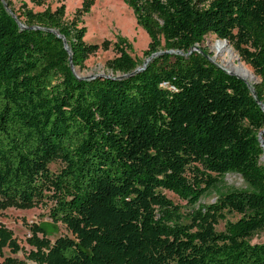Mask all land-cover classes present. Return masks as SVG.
<instances>
[{
  "label": "trees",
  "instance_id": "16d2710c",
  "mask_svg": "<svg viewBox=\"0 0 264 264\" xmlns=\"http://www.w3.org/2000/svg\"><path fill=\"white\" fill-rule=\"evenodd\" d=\"M125 2L149 39L142 60L117 37L111 76L79 80L70 65L84 69L99 48L86 28L59 8L0 0V209L52 200L48 218L71 236L31 225V264H264V243H250L264 230V0ZM206 36L257 82L212 63ZM227 174L246 187H227ZM162 191L190 206L189 222ZM4 249L21 250L0 226V264H26Z\"/></svg>",
  "mask_w": 264,
  "mask_h": 264
},
{
  "label": "rangeland",
  "instance_id": "374dc122",
  "mask_svg": "<svg viewBox=\"0 0 264 264\" xmlns=\"http://www.w3.org/2000/svg\"><path fill=\"white\" fill-rule=\"evenodd\" d=\"M16 9H30L32 12H43L45 10L54 11L57 8L62 10V20L66 23H75L78 27H85L86 34L84 41L87 44L99 45L98 50L91 54L85 61L84 69H74L78 77L111 76L108 68L109 61L116 56L113 44L116 42L117 37L126 39L132 45V52L130 53L133 58L142 60L143 52L147 49L149 39L147 34L137 25L133 13L125 0H93V4L88 9V12H82L83 3L85 0H11ZM22 4L23 7H22ZM27 7V8H26ZM80 11V12H79ZM103 42L109 44L105 47L101 46ZM221 41H217L214 36H206L202 43V48L209 51V60L214 63L218 68L224 72L228 71V53H216L214 51L215 45ZM227 45L228 49L235 55L234 65L241 64L244 68L252 73L253 84L257 82V78L253 75L251 68L246 65L234 51L232 46L227 42H222ZM145 62V61H144ZM230 73V72H229ZM182 124L183 122H179ZM63 167L60 161H53L49 164L48 168L51 173H58ZM211 177H215L212 174ZM223 183L227 187L234 189H244L246 185L243 180L235 174H227L223 177ZM162 193L173 203L174 206L179 208V212L185 216V222L188 217L190 206L185 201L180 199L168 191ZM216 196L213 192L201 199L202 204L213 203ZM53 205L52 200L46 198L43 202L34 208L30 209H17L14 207H7L0 209V226L12 232V237L16 239L20 251L13 254L8 249L3 250L4 257H11L18 261H23L26 264H31L27 259L29 251L31 250L27 240L31 237L30 226L38 225L43 227L48 234V237L53 241L60 236H71L66 228L60 224H53L48 218L49 210ZM240 218L236 213L227 214L226 220L235 222ZM225 222H220L216 226L217 231L224 230ZM251 244L264 243V230L257 231L250 239ZM3 258H0V263Z\"/></svg>",
  "mask_w": 264,
  "mask_h": 264
},
{
  "label": "bare ground",
  "instance_id": "6f19581e",
  "mask_svg": "<svg viewBox=\"0 0 264 264\" xmlns=\"http://www.w3.org/2000/svg\"><path fill=\"white\" fill-rule=\"evenodd\" d=\"M222 42H218L215 45L214 51L216 53L227 52L228 53V71L230 73H233V74L239 76L240 78H242L243 80L247 81L250 84L253 81L252 73L249 70H247L246 68H244L241 64H238L236 66L233 64L234 60H236V57L228 49L227 45L222 43Z\"/></svg>",
  "mask_w": 264,
  "mask_h": 264
},
{
  "label": "water",
  "instance_id": "95a60500",
  "mask_svg": "<svg viewBox=\"0 0 264 264\" xmlns=\"http://www.w3.org/2000/svg\"><path fill=\"white\" fill-rule=\"evenodd\" d=\"M5 6H6V8L9 10V8L7 7V5H5ZM59 37L63 40V43H64V45L66 46V41L63 39V37H62V36H59ZM223 42H226V41H223ZM193 50H197V48H193ZM70 61H71V59H70ZM148 61H149V59H147V60L143 63V65H142L141 68L136 69L134 72L141 71V70L146 66V64L148 63ZM70 66H71V69H72L73 74H74L75 77H76L77 79H79V80H93V79H95V78L100 77V76H89V77H82V78H81V77H78V76L75 74V70H74L73 66H72V65H70ZM226 73H227L228 75H230V76H234V77H236L237 79L242 80V81H243L248 87H250V84H249L247 81H245V80H243L242 78H240L239 76H237V75H235V74H233V73H229V72H226ZM251 91H252L253 96H256V94H255V92L253 91V89H251ZM259 105H260L261 109H262L263 112H264V105L261 104V103H259ZM262 133H263V131L259 133V141H260L261 145L264 146V145H263L262 138H261ZM263 160H264V153H263Z\"/></svg>",
  "mask_w": 264,
  "mask_h": 264
}]
</instances>
